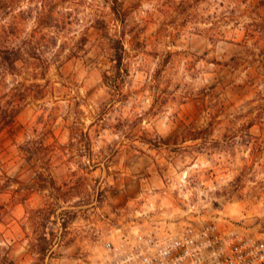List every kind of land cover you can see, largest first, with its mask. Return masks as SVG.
Returning <instances> with one entry per match:
<instances>
[{
    "label": "rangeland",
    "instance_id": "obj_1",
    "mask_svg": "<svg viewBox=\"0 0 264 264\" xmlns=\"http://www.w3.org/2000/svg\"><path fill=\"white\" fill-rule=\"evenodd\" d=\"M1 5L26 87L0 133V264L200 218L264 239V0H117L122 23L106 0Z\"/></svg>",
    "mask_w": 264,
    "mask_h": 264
},
{
    "label": "built area",
    "instance_id": "obj_2",
    "mask_svg": "<svg viewBox=\"0 0 264 264\" xmlns=\"http://www.w3.org/2000/svg\"><path fill=\"white\" fill-rule=\"evenodd\" d=\"M109 234L83 264H264V239L234 223L200 218L176 229Z\"/></svg>",
    "mask_w": 264,
    "mask_h": 264
},
{
    "label": "trees",
    "instance_id": "obj_3",
    "mask_svg": "<svg viewBox=\"0 0 264 264\" xmlns=\"http://www.w3.org/2000/svg\"><path fill=\"white\" fill-rule=\"evenodd\" d=\"M106 1L108 3H111L110 7L113 14L118 18L119 22L122 23L123 14L120 15V12L117 11V0ZM1 3L2 0H0V5ZM41 17V19L43 20V26L44 24H46V26L48 25V23L51 24L52 21L57 25L59 23L58 19L53 17V14L46 15L45 13H42ZM116 43L120 44L119 41H117ZM10 52H12L13 55H18L20 53L19 50H16L13 47H9L8 45L0 46V133L9 126L11 127V124L13 123L14 118L18 113V109L20 108L24 100V94L21 93L19 87H26L23 83L19 84L15 80L14 84H8L9 76H13L15 78L13 74H15L14 71L17 67V62H19L20 60L16 56L11 55ZM115 56H118L117 52H115ZM2 210L3 209L0 206V217Z\"/></svg>",
    "mask_w": 264,
    "mask_h": 264
}]
</instances>
